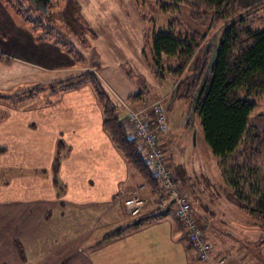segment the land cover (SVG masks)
I'll list each match as a JSON object with an SVG mask.
<instances>
[{"label":"crops","instance_id":"obj_1","mask_svg":"<svg viewBox=\"0 0 264 264\" xmlns=\"http://www.w3.org/2000/svg\"><path fill=\"white\" fill-rule=\"evenodd\" d=\"M88 1L76 0L81 18L82 14L86 15ZM239 2L248 8L264 4V0ZM104 13L117 14L120 19L128 21L121 25V32L116 35L123 52L118 55L114 49L111 50L110 39L94 26L96 29H90L94 35L88 32L84 44L80 46L77 41L81 47L77 50L86 61V65H80L52 41L36 40L26 22L17 19L0 0V53L9 59L8 62L0 61V94L13 95L36 86L47 87L78 76L87 70L85 66H91L96 68L95 75L118 108L122 122L125 106L145 104L150 92V102L162 97L171 98L177 81L173 80L167 91L163 87L164 81L154 76L152 65L144 55L145 20L139 8L126 0H111L107 7L101 3L97 5L95 15ZM215 37L212 55L217 48L219 33ZM209 46L206 44V49ZM143 84L147 93L139 102L127 103V97L143 90ZM46 91L54 96L52 100L40 104L28 98L21 107L20 104L11 108L4 106L10 113L4 123L6 126L9 123L10 128L0 130V147L4 148L0 154L11 158L12 177L6 189L11 192L12 201H18L17 192H26L28 231L33 232L34 237H39L42 231L43 244L45 239L49 240L42 257L38 248L36 254L30 258L24 256L22 260L26 264H34L36 258H39L38 264H103L93 257L101 251L113 254L106 264H167L169 256L177 255L179 250L184 255L181 239L187 240L183 238V229H175L165 218L167 213L153 215L157 211L152 207L140 217L153 215V219L139 224H136L138 219L127 223L123 200L144 186L105 132L103 112L91 87L84 83L58 92L46 88L38 94ZM2 191L0 187L1 197ZM228 220L226 216L218 217L219 223ZM166 221L169 223L167 230L155 228ZM127 225L130 227L119 238L92 244L93 240L96 239L97 243L104 235ZM240 227L233 233L224 232L216 236L218 242L213 247V261L229 254L235 256L225 264H257L260 246L254 242L258 234L254 237L251 233L255 230ZM14 228L20 233L19 227ZM153 232L156 234L152 235ZM55 239L62 240L60 257L46 259L54 248ZM89 239L91 248L87 252L83 244ZM154 248L158 250L153 252L151 249ZM2 251L11 258L19 256L18 248L15 252L13 249ZM190 251L192 254L186 257L184 264H212L200 262L193 250ZM0 264L9 262L3 257Z\"/></svg>","mask_w":264,"mask_h":264},{"label":"trees","instance_id":"obj_2","mask_svg":"<svg viewBox=\"0 0 264 264\" xmlns=\"http://www.w3.org/2000/svg\"><path fill=\"white\" fill-rule=\"evenodd\" d=\"M170 1L176 5L170 6L168 4ZM190 1L166 0L164 3L162 0L160 9L167 15L163 23H158V19L155 22L154 17L150 21L145 18L150 26L146 27L144 33V55L150 61L153 74L158 80L177 81L172 97L190 99L193 105L191 115L199 117L204 140L216 160L218 179L205 182L198 188L196 183L193 186L191 179L181 177L183 172L176 169L174 183L180 193L188 197L192 210L198 209V205L204 211L205 214H198L199 219L202 218L201 221L216 223L214 219L217 214L214 211L207 212L202 203L205 192L209 191L212 201L217 198L232 203L247 216L245 220L247 225L260 229L264 234V127L258 129L249 121L256 107V102L252 98L264 93V5L254 10L243 11L238 0H193L192 10L189 13L182 12L178 3L184 2L187 5ZM52 2L53 0H50L49 5ZM140 12L142 16L147 17L145 9L142 8ZM209 12H212L209 21L213 20L216 26L221 27L217 48L209 64L204 61L200 68L196 66L198 67L196 74L188 76L185 74L187 67L190 63L194 65L198 62L196 53L206 34L208 22L205 20L208 19ZM55 14L62 16L61 18L68 23V25L65 23V26L62 24V33L65 37L69 39L70 36H74L77 41L85 43L88 29L81 21L76 0H63L62 6ZM33 20L27 18L25 22L36 40H50L66 51L76 63L86 65L85 59L70 40L65 42L51 27L46 28L43 19L35 18V25H32ZM207 51L205 47L203 52ZM8 60L0 53V61ZM180 77H183L182 83L178 80ZM84 83L91 87L101 107L103 128L111 142L129 168L138 175L143 186L155 198L162 189L146 159L145 148L140 145L138 139L130 135L120 120L118 108L111 102L94 72L87 71L40 89L48 88L51 92H58ZM143 86L145 87V84ZM183 86L184 92L181 90ZM34 94L36 92L31 90L21 97H31ZM143 95L145 92L140 90L128 96L126 101L137 103ZM3 97L6 100L18 99V96L0 94V98ZM59 147L60 144L58 149ZM1 151L3 148H0ZM57 160L56 157L55 162ZM7 175L9 173H6V170L3 175L0 174V181L3 184L9 183V178L2 179ZM154 211L157 212L153 215L169 212L168 209ZM153 215L143 218L139 216L136 224L153 219L151 217ZM178 220L179 228L183 229V238L187 240V248L194 252L187 237L186 227L181 219ZM213 223L212 229L218 231ZM130 225L104 235L97 244L119 238ZM205 235L211 240L207 233ZM254 243L264 244V235L258 236ZM18 250L24 258L20 246ZM222 256L228 260L227 255Z\"/></svg>","mask_w":264,"mask_h":264},{"label":"rangeland","instance_id":"obj_3","mask_svg":"<svg viewBox=\"0 0 264 264\" xmlns=\"http://www.w3.org/2000/svg\"><path fill=\"white\" fill-rule=\"evenodd\" d=\"M4 1L3 2L6 4V6H8V8L12 11L13 15L17 19H20L22 21H25L27 18H32L34 20L35 18L43 19L46 28L51 27L56 33H58L59 35L63 37L65 42H68L69 40H71L73 43H76L74 44L76 50L78 49V47L81 46V44H84V42L78 41L80 45L79 46L77 44L78 43L77 39L74 36H70V38L68 39L62 33V28H63V25L66 23V21L63 18H61L62 16H57L55 12L58 10V8L62 6L63 0H53L51 5H49L48 3L47 10L49 9V12H47L46 10L45 11L42 10L44 8H42L41 2L36 3L33 0H4ZM126 1L130 2V5H136V7L139 8V10H142V8L146 10L147 17L142 16V13H140L144 20L148 19L150 21L154 17L155 22L158 19V23H163V20L167 16L160 9V3L162 2V0L161 1L160 0H126ZM163 1L165 3L166 0H163ZM192 1L193 0H191L189 4L187 5L184 2L178 3L180 4L178 5L180 7V10L182 12L189 13L192 10V7H191ZM95 2L97 5L101 3L102 5L107 7L108 3H110L111 0H89L88 2H86V5H85L86 15L82 14L81 21L87 27L88 29L87 31L91 33L92 35H94V31L90 30L91 28L97 27L98 29H101L99 33L107 35V39H110L111 45L109 44V42L106 41V43L109 44L110 49L111 50L114 49L117 52V54L120 55L123 52V48L121 46L120 41L117 39L116 35L121 32V25L128 21H124V19L123 20L120 19L119 15L117 14L112 16V15L104 13L101 16H96L95 14H96L97 5L95 4ZM168 4L171 6L174 4V2L170 1V3ZM241 7L243 8V11H250L256 8V7L248 8L242 5ZM195 11L196 10L194 9V12ZM211 14L212 12H209L208 19L205 20L206 23L208 22V25L206 26L208 29L206 28L205 37L200 43L198 53H196L197 54L196 57L198 59L197 61L199 62V65H198V62L197 63L195 62L194 65L190 63V65L187 67L185 71V74H188V76H192L196 74L198 67L200 68L201 64H203L204 61L206 62V64L207 63L209 64L213 57L212 55L213 43L215 42V39H216L215 36L218 35L221 27L219 28L218 26H216L213 20L209 21ZM34 20H33L32 25H35ZM149 21L147 22L145 21L144 33H145L146 27L150 26ZM132 23L134 24L135 22L133 21ZM66 24L68 25V23ZM36 30L40 31V29L38 28H36ZM132 33L134 34V31ZM208 43L210 44V46L208 48V51L204 53L203 49ZM85 68L87 70L96 71V69L91 66H85ZM182 79L183 77L178 78V80L181 81L180 83L183 82ZM173 83L174 82L172 79L164 80L163 87L165 88V90L168 91V89L170 90V88L172 87ZM145 87L143 86L144 92L146 91ZM148 88L150 87L148 86ZM181 88H182L181 89L182 92H184L185 87L183 86ZM31 90L36 92V94H34L31 97L29 96L21 97L22 94L31 92ZM39 90H41L40 87L36 86V87L27 89V91H24V92L22 91L19 94H13L12 96L14 97L18 96V99H15V100L14 99L6 100L5 97L0 98V130L1 128L3 130L6 129V127L7 129L10 128L9 123L7 126H6V123H4L10 115L9 111H6L7 108H4V106L11 108V107H15L20 104V107H21L22 104L28 101V98L30 101L36 100V103L41 104V102L52 100V98L54 97L52 96L51 93H49V91L48 92L46 91L44 94H41V93L38 94V92H40ZM147 91L145 93H147ZM252 99L256 102V107L252 111L249 121H250V124L254 125L258 129H261L264 127V93ZM151 100H152V94L150 92L148 100H146L145 104L138 106V107H129L126 105V108L131 109L133 112H136V113H143L144 109L150 107V105L152 106L153 103L158 102L159 104L161 103L163 106L165 104V107H166V104H168V108L166 110L167 117H168V127H167L166 132L163 133V135L161 134L160 143H162L163 147H165L166 156H167L166 157L167 166L169 165L168 168L169 170H171L172 175L174 176V170L176 169L179 170L180 172L182 171L183 175L181 177L191 179L193 181L192 182L193 186L196 183L198 188L202 187L203 184H205V182H208V181L210 182V180L216 181V179H218L216 160L213 157L208 145L206 144L204 140L199 117L197 115L194 117H190L191 112H192L191 108L193 106L191 104L190 99L186 97L175 98V97H172L171 95V98L169 99L162 97L158 100L156 99L154 102H150ZM193 129H195L196 131L195 143H193V136H192ZM167 138H170L169 142H167L168 141ZM170 144H171V147L169 146ZM0 146L2 145L0 144ZM10 162H11L10 155L0 154V174L2 173L3 175L5 170L7 169L6 173H9V175H7L6 177L4 176L2 179L9 178V183H10V176L12 177L11 170H10V164H11ZM3 168L5 169L2 170ZM180 181L181 180L179 178V182ZM9 183L3 184L0 181V187L3 188L2 197L0 196V234H2V237H0V251H1L0 261L4 257L8 260L9 264H14V263L15 264L17 263L26 264V262L22 260V255H20V253H19V256L17 255V259H16V255H14L13 258H11V256L4 255V252L2 251V249L4 250L13 249L15 252L16 249L20 246L22 251L24 252L25 258L27 257V255L30 258V256H32L33 254H36L37 252L36 250L39 248L40 257H42L43 249L44 247H46V243L48 247L49 240L45 239L46 243L43 244V238H42L43 232L42 231L39 232L40 234L39 237H34L33 232L28 231V228H27L28 222L26 221V217H27L26 192H17L16 197L18 201L16 200L12 201L11 192L10 190L6 189V188H9ZM185 191L186 190H184V192ZM163 194L164 192L162 190L160 194L156 195V197L154 198V195L147 188L144 187V188L137 189L135 192H132L131 194H128L127 197L132 196V195H137V196H141L142 198H144L147 201L146 207L144 209L145 211L146 209H149L152 207L158 208L157 207L159 205L158 199ZM206 195H208V197ZM210 197H212L210 195V192L206 191L203 196L204 201L202 203L204 204L207 212L209 210L211 212L214 211V213L217 214V217L214 219L216 223L215 222L213 223V221L212 223L213 225L215 224V227L217 228L218 231H214V228L212 229L211 222L208 221L205 223L204 221H201L202 219L201 217L199 219V215L205 214V213L198 205H197L198 209L192 210V215H193V218L196 220V222L203 226L205 234L206 233L208 234L209 238L213 241L214 246L217 245V242H218L216 240L217 235L224 233V232L233 233L234 231L241 229L240 226L246 227V230H249V229H252V231L255 230L251 233L252 236L254 237H256L257 234H258L257 236L264 235L262 233L263 231H261L260 229L254 226L247 225L245 223L247 216L244 213H242L240 210H238L237 207H234L232 203L228 201H224V200H218L217 198L212 201V198ZM218 214L228 217L229 218V220L227 221L228 223L226 224L225 221H223L224 223H219ZM11 216H14L13 219H10ZM126 218H128L127 223H130V220L134 221L138 219V217H133L129 215H127ZM165 218L171 223L172 226H174L175 229L179 227V220L175 216L174 211L170 210L165 215ZM222 218H225V217H222ZM209 220H210V217H209ZM14 227H19L20 233H19V230ZM168 227H169V223H167V221L163 224L160 223L158 226H155V228L157 229L162 228L164 230H167ZM16 231H17V234H16ZM179 232H180L179 237L182 238V233L180 230ZM151 234L154 235L156 233L153 232ZM6 235L7 237H5ZM96 241H97L96 239L93 240L92 244H97ZM55 242L56 243L52 244L54 248H52L51 253L47 254L46 259L52 258V257H56V258L60 257V254H61L60 252L62 248L60 246H61L62 240L55 239ZM181 243H182L181 244L182 248L184 249L183 250L184 255L182 254V251L179 250V253L177 255H172V257L169 256L166 262L167 264L168 263L176 264L175 262H177L178 264H184L183 262L185 261L186 257L191 256L192 252L190 251L191 249L190 250L187 249V242L181 239ZM90 244H91V239L85 241L83 244V248L87 252L90 251V248H91ZM262 245L264 244L258 245L260 247L257 253V259H258L256 260L258 261L257 264H264V246L262 248ZM151 250L155 252L158 249L154 248ZM171 250L173 251L172 248ZM112 255H113L112 253H103L100 251V253L94 255L93 257H95V259L96 258L100 259V261H102L103 264H106V263H109V261L112 259L113 257ZM225 255H227L226 257L228 259L235 256V255H229V254H225ZM211 256L213 259L214 257L212 253H211ZM176 258H177V261H176ZM36 259L37 260L35 259L33 260V262H35L34 264H38L40 262L39 258H36ZM217 262L218 260H216L215 262L213 261L211 263L217 264Z\"/></svg>","mask_w":264,"mask_h":264},{"label":"built area","instance_id":"obj_4","mask_svg":"<svg viewBox=\"0 0 264 264\" xmlns=\"http://www.w3.org/2000/svg\"><path fill=\"white\" fill-rule=\"evenodd\" d=\"M126 119L133 135L146 147L147 158L161 183L164 194L158 199L157 207L168 205V201L174 200V213L184 223L196 256L200 261L212 262V243L207 239L203 226L193 218L190 200L186 195H182L175 185L172 172L165 162L164 149L159 143L161 134L163 135L168 127L165 107L157 102L145 108L143 113L127 109ZM124 206L130 215H139L146 206V200L141 196L132 195L125 199ZM217 260V264H224L226 258L221 256Z\"/></svg>","mask_w":264,"mask_h":264},{"label":"water","instance_id":"obj_5","mask_svg":"<svg viewBox=\"0 0 264 264\" xmlns=\"http://www.w3.org/2000/svg\"><path fill=\"white\" fill-rule=\"evenodd\" d=\"M37 1L38 2L40 1L42 3L41 6L44 8V10L47 9V4L50 2V0H37ZM207 73H208V71H207ZM192 136H193V143H195V139H196V131H195V129H193Z\"/></svg>","mask_w":264,"mask_h":264},{"label":"flooded vegetation","instance_id":"obj_6","mask_svg":"<svg viewBox=\"0 0 264 264\" xmlns=\"http://www.w3.org/2000/svg\"><path fill=\"white\" fill-rule=\"evenodd\" d=\"M38 2V1H37ZM39 3H40V1H39Z\"/></svg>","mask_w":264,"mask_h":264}]
</instances>
